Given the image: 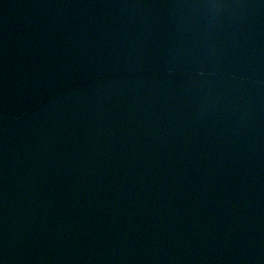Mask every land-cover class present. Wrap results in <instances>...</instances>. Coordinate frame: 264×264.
Here are the masks:
<instances>
[{
  "label": "water",
  "instance_id": "water-1",
  "mask_svg": "<svg viewBox=\"0 0 264 264\" xmlns=\"http://www.w3.org/2000/svg\"><path fill=\"white\" fill-rule=\"evenodd\" d=\"M0 264H264V0H0Z\"/></svg>",
  "mask_w": 264,
  "mask_h": 264
}]
</instances>
